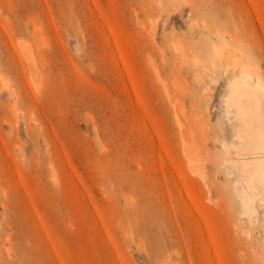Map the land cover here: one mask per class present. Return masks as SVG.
Listing matches in <instances>:
<instances>
[{
    "label": "rangeland",
    "instance_id": "rangeland-1",
    "mask_svg": "<svg viewBox=\"0 0 264 264\" xmlns=\"http://www.w3.org/2000/svg\"><path fill=\"white\" fill-rule=\"evenodd\" d=\"M263 199L264 0H0V264H264Z\"/></svg>",
    "mask_w": 264,
    "mask_h": 264
},
{
    "label": "bare ground",
    "instance_id": "bare-ground-1",
    "mask_svg": "<svg viewBox=\"0 0 264 264\" xmlns=\"http://www.w3.org/2000/svg\"><path fill=\"white\" fill-rule=\"evenodd\" d=\"M235 107L237 113L244 121H249V113L252 112L251 107L249 105L241 104V102L237 101L235 103ZM253 149H257L259 146L255 143H251ZM249 200H253V197H249ZM264 201V199H263Z\"/></svg>",
    "mask_w": 264,
    "mask_h": 264
}]
</instances>
